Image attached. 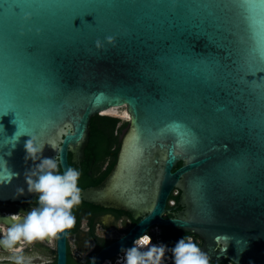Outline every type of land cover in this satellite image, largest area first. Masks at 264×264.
<instances>
[{
    "label": "water",
    "instance_id": "95a60500",
    "mask_svg": "<svg viewBox=\"0 0 264 264\" xmlns=\"http://www.w3.org/2000/svg\"><path fill=\"white\" fill-rule=\"evenodd\" d=\"M114 107L116 163L82 197L138 222L95 264L153 227L197 236L211 264H264V0H0V202L36 197L31 136L63 172Z\"/></svg>",
    "mask_w": 264,
    "mask_h": 264
},
{
    "label": "clouds",
    "instance_id": "9594fccd",
    "mask_svg": "<svg viewBox=\"0 0 264 264\" xmlns=\"http://www.w3.org/2000/svg\"><path fill=\"white\" fill-rule=\"evenodd\" d=\"M30 18L31 14L25 16L26 20ZM105 39L107 44H115V37ZM95 46L103 49L105 42L97 39ZM37 141V137L31 136L25 144L26 158L39 161L25 173V180L28 192L36 194L38 206L0 218V247L11 254L12 264H26V259L30 261L25 257L24 249L35 241L47 240L49 246L55 247V241L68 235V230L76 226L73 209L83 199L79 187L81 172L73 167L61 172L62 156L43 157L44 145ZM15 175L10 171L9 182ZM18 194L23 195L24 189L19 188ZM167 251H171L174 264H211L209 255L190 235L183 236L169 248L165 243H153L152 236L146 232L134 240L132 247L122 249L124 264H162ZM91 262L95 264V258Z\"/></svg>",
    "mask_w": 264,
    "mask_h": 264
},
{
    "label": "flooded vegetation",
    "instance_id": "af4514ba",
    "mask_svg": "<svg viewBox=\"0 0 264 264\" xmlns=\"http://www.w3.org/2000/svg\"><path fill=\"white\" fill-rule=\"evenodd\" d=\"M89 146L90 139L84 156L80 160H74L71 154L68 156L70 166L81 172L79 187L82 193L99 185L95 182L110 164L109 160L100 163L97 162L96 157H91L88 154ZM37 206V197L16 203L0 202V218L19 213L21 210L27 212ZM179 211L173 210L169 213ZM73 214L76 216V226L68 230L69 234L65 236L66 264H89L92 258L107 246L104 245L106 240H112L111 243H113L121 239L131 224L137 221L135 216L124 210L105 208L85 202L83 199L82 203L73 209ZM57 241H55V247L49 246L47 240L26 245L24 255L30 258V261L26 259V264H57ZM10 255L8 251L0 247V262L12 263L9 259Z\"/></svg>",
    "mask_w": 264,
    "mask_h": 264
},
{
    "label": "trees",
    "instance_id": "16d2710c",
    "mask_svg": "<svg viewBox=\"0 0 264 264\" xmlns=\"http://www.w3.org/2000/svg\"><path fill=\"white\" fill-rule=\"evenodd\" d=\"M128 125H129L128 121L109 115H97L91 120L90 146L88 148L89 149L88 154L91 157H96L97 162L105 163V161L107 160H109L110 162V164L107 166L106 169H104L102 175L95 182V184H100L113 169L116 163V158L120 148L121 139ZM180 166L181 163H179L175 169L179 168ZM179 198H180V192H178L176 195L173 192L169 198V201H174V205L171 206L168 201V207L172 210L179 211V209H181V207H178ZM173 214L174 213H168L166 217H172ZM137 222L138 220L133 222L130 228L126 231V233ZM159 230H160V234H159L160 240L163 243L167 244L169 248L173 247L175 243L183 236H188V235L194 238V241L198 244L199 247H201L202 245L201 240L197 236L191 235L188 232L177 230L171 227H161L159 228ZM111 242L112 240H106L104 245L106 246ZM222 264H232V263H230L229 261H224Z\"/></svg>",
    "mask_w": 264,
    "mask_h": 264
},
{
    "label": "built area",
    "instance_id": "2783aa9c",
    "mask_svg": "<svg viewBox=\"0 0 264 264\" xmlns=\"http://www.w3.org/2000/svg\"><path fill=\"white\" fill-rule=\"evenodd\" d=\"M147 233L152 236L153 243H157V244L163 243L159 238L160 230L158 227L151 228ZM123 256H124L123 252L118 253L116 256H114L112 258L105 259L102 264H124ZM162 264H174V260H173V257L171 255L170 251L166 252L165 257L162 261Z\"/></svg>",
    "mask_w": 264,
    "mask_h": 264
},
{
    "label": "rangeland",
    "instance_id": "374dc122",
    "mask_svg": "<svg viewBox=\"0 0 264 264\" xmlns=\"http://www.w3.org/2000/svg\"><path fill=\"white\" fill-rule=\"evenodd\" d=\"M125 112H126L125 107H119V109L116 110V113H114V115H113V114H105V115L118 117V118H121L122 120L128 121L129 118H127V117L125 116ZM102 114H104V113L102 112ZM115 114H116V115H115Z\"/></svg>",
    "mask_w": 264,
    "mask_h": 264
},
{
    "label": "bare ground",
    "instance_id": "6f19581e",
    "mask_svg": "<svg viewBox=\"0 0 264 264\" xmlns=\"http://www.w3.org/2000/svg\"><path fill=\"white\" fill-rule=\"evenodd\" d=\"M119 109V107H114V108H112V109H109V110H107V111H104L103 113L104 114H113L114 115V113H116V110H118ZM116 115V114H115ZM125 116L127 117V118H129V116L127 115V113L125 112Z\"/></svg>",
    "mask_w": 264,
    "mask_h": 264
}]
</instances>
